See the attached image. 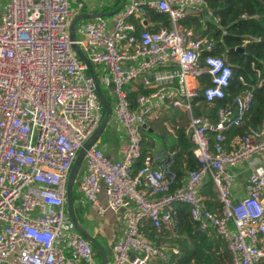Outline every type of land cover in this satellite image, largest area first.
Returning a JSON list of instances; mask_svg holds the SVG:
<instances>
[{"label":"built area","instance_id":"built-area-1","mask_svg":"<svg viewBox=\"0 0 264 264\" xmlns=\"http://www.w3.org/2000/svg\"><path fill=\"white\" fill-rule=\"evenodd\" d=\"M94 1L98 8L114 3ZM74 3L77 10L85 6L75 0H0V264H96L92 244L68 215L66 185L78 151L99 127L104 105L73 44L92 66L106 69L112 113L125 133L118 159L96 143L85 150V174L76 184L80 199L98 216L109 210L123 223L110 264H158L165 258L168 248L149 241L142 227L150 221L156 237L171 230L175 203L188 205L199 232L215 231L224 239L231 264H264V172H250L245 195L236 200L228 172L264 152V118L236 137L231 149L224 148L223 132L244 122L253 92L239 77L245 88L230 93L232 68L206 32L208 21L220 23L207 0H125L111 16L77 22L72 41ZM154 11L167 16V25L153 19ZM137 78L149 91L132 102L127 86ZM200 94L207 102L230 98L212 120L194 110ZM174 109L186 115L183 134L199 164L178 185L177 148H148L133 171L143 155L147 118ZM207 178L219 213L207 209L199 194Z\"/></svg>","mask_w":264,"mask_h":264},{"label":"trees","instance_id":"trees-1","mask_svg":"<svg viewBox=\"0 0 264 264\" xmlns=\"http://www.w3.org/2000/svg\"><path fill=\"white\" fill-rule=\"evenodd\" d=\"M207 2L214 15L220 19L219 25L208 21L206 32L217 41L216 53H224L227 63L232 68L230 93L235 94L245 88L239 77L247 81L249 89L253 92L250 109L245 115L244 122L224 134L228 142L231 137L245 133L249 126H258L264 118V0H207ZM120 3L121 0H115L112 10ZM152 16L154 20L167 25L168 18L165 14L154 11ZM93 68L97 76L95 65ZM201 82L203 86L209 84L205 75L201 77ZM148 91V88L136 81L127 86L128 97L132 102L139 93ZM101 92L105 96L102 89ZM229 98L228 96L225 99L207 102L200 94L195 99L197 105L194 110L198 114L208 115L215 120L217 108L226 104ZM103 112L105 113V109ZM183 127L177 130L179 150L174 164L178 172L176 185L183 181L184 170L197 168L199 165L192 153V144L183 134ZM150 136L148 129L143 128V155L135 161L134 173L142 166L146 148L151 144ZM209 136L212 142V135ZM202 184V189L199 191L206 208L219 213L221 204L216 197L212 181L208 179ZM173 209L175 210L174 226L171 230L165 228L162 236L156 237L155 229L148 220L144 221L142 227L143 234L149 241L168 248L164 252L165 258H159L158 264H231V253L220 235L215 231L199 232L190 217L188 205L175 203ZM174 248L177 249V253L173 251Z\"/></svg>","mask_w":264,"mask_h":264},{"label":"crops","instance_id":"crops-1","mask_svg":"<svg viewBox=\"0 0 264 264\" xmlns=\"http://www.w3.org/2000/svg\"><path fill=\"white\" fill-rule=\"evenodd\" d=\"M77 1H83L85 6L83 7V9L77 10L75 8L76 4L74 3L73 12L71 15L72 19L80 13L96 14V13H101V12H106V11L108 12L112 11V10L109 11V10L98 8L96 5L97 3L94 0H75V2ZM111 1L115 2V0H111ZM92 18H96V17H92ZM92 18H88V19H92ZM95 70L98 73L96 77L99 83L100 90L103 88L104 90L107 91L108 97L107 96H104V97L111 105V115L109 117V120L107 122L105 129L103 130V132L106 131L107 141H104L103 143L99 142V137H98L95 143L97 144V146L101 148V150L106 156L115 160L120 157L119 148L125 139V133H124V130L121 124L118 122L117 118L112 113L115 99L111 92L112 83L109 79V75L107 74V71L106 69H104V67L96 66ZM99 77L101 78V82L99 81ZM184 117H185V120L187 121L186 115L180 109H174L172 111H165L163 114L162 113H157L155 115L151 114V116L147 118L146 124H145L146 126L144 127V129H148V131L151 133V136H150L151 138H149L151 144L147 146L146 150H148V148L152 146H155L157 149L166 150V151H171L176 148L179 150L177 146V130L181 126H185L184 123H182ZM153 118L154 119L159 118V119L154 120ZM157 128L159 130L165 129L167 132V135L160 136L159 132L156 130ZM226 132H228V130L223 132V134H225ZM211 137L213 141V135ZM236 137L238 136L231 137L229 141L227 142L226 136L224 135L223 145L226 150H229L232 148V144L234 143V140L236 139ZM81 169L84 170V165L82 166ZM184 171L186 173L187 170H184ZM228 172L231 173L233 177L232 187H231V196L235 200L239 199L245 195V185L247 183V178H248L249 173L250 172H264V152L256 154L247 160L241 161L233 167H229ZM206 180H208V178ZM76 186L77 185L75 184V188H73V190H76ZM202 186L199 188V190L202 189ZM73 190H72V195H73V201H74L75 191ZM199 194H200V191H199ZM100 198L101 200H103L102 194ZM80 201L81 199H78L77 205L75 206L77 211H80L81 213L79 216L77 215L76 219L78 223L86 230V232L90 234L96 240V242H98L100 246L103 247L108 257L109 254H108L107 248L110 245H111L110 248H112V246L116 242H118L123 235V232H124L123 223L121 222V220H118V215L116 213L108 210L105 212L103 216H98L95 213L94 209L89 207V205L82 206V203L80 204ZM82 216L84 218H82L80 221L79 217H82ZM156 244H159V243H156ZM92 246L95 250L94 255L96 259V264H98V262L101 260V254L93 244ZM108 264H110L109 258H108Z\"/></svg>","mask_w":264,"mask_h":264},{"label":"water","instance_id":"water-1","mask_svg":"<svg viewBox=\"0 0 264 264\" xmlns=\"http://www.w3.org/2000/svg\"><path fill=\"white\" fill-rule=\"evenodd\" d=\"M124 2H125V0H121V3L119 4V6L110 12H101V13H96V14L80 13V14L76 15L72 19L71 24H70V38H71V40L74 41V39H75L74 27H75V24L80 19H88V18L100 17V16H111V15L117 13L123 7ZM73 48L76 51V53L78 54V56L85 62V64L87 65L89 73L92 75V77L95 80L96 90H97V93H98V95H99V97H100V99L104 105L105 113L101 119L99 127L94 131V133L92 134L90 139L86 143H84V145L80 148V150L78 151V154H77V156H76V158L72 164V167L70 169L68 179H67V185H66V207H67L68 215H69L75 229L82 236H84L91 244H93L98 249V251L100 252L101 260L99 261L98 264H108V257L106 255V252L103 249V247L100 246L98 244V242H96V240L90 234H88L86 232V230L78 223V221L76 219L75 212H74V206H73L72 190H73V184H74L76 175H77L79 168L81 166V163L83 161L85 150L88 147H90L92 144L95 143L97 138L100 136V134L105 129L107 122L109 120V117L111 115V105L106 100V98L103 96V94L100 90L99 83H98L97 77L95 75V72H94V69H93V66H92L90 60L82 53V51L80 50V48L77 45L73 44ZM145 126L146 125H144V127Z\"/></svg>","mask_w":264,"mask_h":264},{"label":"rangeland","instance_id":"rangeland-1","mask_svg":"<svg viewBox=\"0 0 264 264\" xmlns=\"http://www.w3.org/2000/svg\"><path fill=\"white\" fill-rule=\"evenodd\" d=\"M3 2H4V0H1V4H3ZM113 8H114V3L113 4L110 3V4L106 5V6H102L101 7V9L109 10V11L112 10ZM106 12H108V11H106ZM85 21H86V19H80L77 24L78 25L79 24H83ZM76 37H77V39H81L82 38V35L79 32H77L76 33ZM130 64H135V62H131ZM139 80H140V78H137L135 81L138 83ZM99 81L101 82V78L100 77H99ZM102 90H103L104 95L108 97L107 91L104 90L103 88H102ZM161 113L163 114L164 112L161 111ZM159 118H156V120L159 119ZM184 120H185V117H184V119L182 121V123H184V125H185L187 123V121L185 120V122H184ZM156 130L159 132V135L160 136L161 135H165V136L167 135V132H166L165 129H160L159 130L157 128ZM104 141H107L106 131L105 132H102L101 135L99 136V142H102L103 143ZM98 148H100V147L98 146ZM83 165H84V170L81 169ZM84 174H85V164H84V160H83L82 163H81V166L79 168V171H78V173L76 175L75 181H74V188H75V184H77L78 182H80L83 179ZM74 191H75V193H74V201H73L74 202L73 206L75 208L74 212H75L76 216L77 215L79 216L81 213H80V211H77V209H76L75 206L77 205V200L80 199V195H79V193H77L76 190H74ZM81 203H82V206L83 205H85V206L88 205V203L85 200H83V199L80 201V204ZM79 218L78 219L81 221V219L84 218V217L82 216V217H79ZM227 226H228V228H229L230 231H234L235 230V227H234V225H233V223L231 221H228ZM68 230H69V232H72V231H74V228L71 227V226H69L68 227ZM67 234H70V233H67ZM65 238H67V237H65ZM110 246L107 248V251H108V254H109L108 258H109V260L111 262V260H112V248H110ZM93 253L95 254V250L94 249H93Z\"/></svg>","mask_w":264,"mask_h":264},{"label":"clouds","instance_id":"clouds-1","mask_svg":"<svg viewBox=\"0 0 264 264\" xmlns=\"http://www.w3.org/2000/svg\"><path fill=\"white\" fill-rule=\"evenodd\" d=\"M215 63V62H214ZM225 75H227V72L225 73Z\"/></svg>","mask_w":264,"mask_h":264}]
</instances>
